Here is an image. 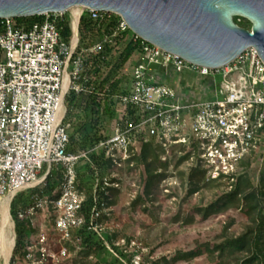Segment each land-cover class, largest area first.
Listing matches in <instances>:
<instances>
[{
    "label": "built area",
    "instance_id": "2783aa9c",
    "mask_svg": "<svg viewBox=\"0 0 264 264\" xmlns=\"http://www.w3.org/2000/svg\"><path fill=\"white\" fill-rule=\"evenodd\" d=\"M65 14L44 15L45 20L30 29L18 27L12 18L0 20V204L42 185L44 168H48L46 175L53 165L64 171L56 199L36 195L33 205L19 211L20 219H33L39 210L42 216L53 217L58 249L50 248L42 226L34 247H38V258L33 252L27 255L32 264H59L69 259L72 252L65 243L75 229L86 227L96 240L105 243L104 230L117 229L113 221L98 223L103 214L110 213L98 192L106 193L108 187L121 189L119 182H112L117 173L103 179L96 174L93 206L88 215L82 212L86 197L77 188L76 167L81 161L90 162L92 153L105 152L113 166L122 169L135 158L139 136L145 142L155 139L165 152L164 159L173 154L175 146L183 147L191 152L187 167L199 164L207 182H232L245 157L264 152V62L254 48H248L230 64L211 69L133 34L134 41H141V49L139 60L130 70L129 91L120 97L122 116L113 132L94 149L69 153L72 124L65 121L66 97L71 90L81 91L78 81L84 62L81 56H75L80 42L74 33L75 16L70 43L62 41L63 28L55 20ZM84 14L94 21L119 17L81 8L79 24ZM119 30H129L122 18ZM101 47L102 43L97 44L95 51ZM171 71L214 79L219 75V82L207 85L215 97L206 101L185 97L181 88L168 83ZM183 153L179 151L178 155ZM106 244L109 251L114 250ZM114 245L124 248L127 241L120 239ZM135 246L131 240L128 247Z\"/></svg>",
    "mask_w": 264,
    "mask_h": 264
},
{
    "label": "trees",
    "instance_id": "16d2710c",
    "mask_svg": "<svg viewBox=\"0 0 264 264\" xmlns=\"http://www.w3.org/2000/svg\"><path fill=\"white\" fill-rule=\"evenodd\" d=\"M66 14L72 19L69 13ZM44 20L45 16L17 18L15 23L18 27L30 29L34 24ZM234 21L240 27L251 30L252 25L247 19L235 17ZM119 22L120 18L117 16L98 21L92 20L88 14L81 17L80 42L75 56H81L84 62V71L78 81L82 89L79 92L71 90L66 97L65 121L72 124L69 153L80 154L84 150L94 149L102 138L110 134L109 123L115 124L122 116L120 97L129 91L130 70L139 60L141 41H134L130 30L120 31ZM0 32H2L1 21ZM72 36L71 24L63 28L62 38L66 43H70ZM99 43H102V47L99 51H95ZM106 120L109 122L106 123ZM136 142L135 158L132 162L128 161L122 169L114 167L105 152L92 153L90 162L81 161L77 165V188L86 197L82 208L85 215L90 213L93 206V189L97 173L100 179L117 173L118 177L112 182L123 185L125 175H132L137 171L140 172L141 187L130 200L129 207L134 211L143 208L144 212L153 215L152 209L155 208L154 202L157 200L155 190L171 176L169 174L171 167L179 168L185 165L191 155V152H185L183 147L175 146L172 156L164 159L165 152L157 140L151 139L145 142L139 136ZM179 151L184 152L182 156L178 155ZM47 171L48 168H44L40 178L46 175ZM182 173L186 177L187 186V196L184 201L202 190L217 186L224 187L223 193L207 206L192 208L191 215L187 219L188 224L194 222L196 217L206 222L231 210H239L246 216L248 225L241 234L234 236L228 234L231 227V224H228L220 237V242L199 244L190 250L179 249L174 255L156 259L151 264H191L204 255H208L216 264H264V152H253L245 157L232 182L229 179L207 182L205 171L199 164L193 167L186 166ZM63 178V169L53 165L42 188L38 186L30 189L25 199H21L22 193L13 199L11 207L17 240L10 264H32V261L27 259V255L31 252L38 258V247L35 250L34 247L42 226L46 228L49 236L50 248L58 249L52 216L47 217L45 213L46 216L41 218L40 214L43 213L41 210L33 219H20L18 214L19 211L26 210L34 204L36 195L40 198L56 199ZM121 191L108 187L106 193L98 192V198L105 200L110 209L109 216L103 214L98 220L99 224L113 221V207ZM176 218L179 220L180 215ZM103 233L106 243L122 256L127 257L123 250H128L131 239L124 232L114 228L107 227ZM121 238L127 241V246L122 249L114 245ZM106 243L96 240L86 227L75 229L72 231L71 240L65 243L72 255L59 264H110L101 259L108 251ZM242 254H245V257ZM128 262L134 264L132 259H128Z\"/></svg>",
    "mask_w": 264,
    "mask_h": 264
},
{
    "label": "water",
    "instance_id": "95a60500",
    "mask_svg": "<svg viewBox=\"0 0 264 264\" xmlns=\"http://www.w3.org/2000/svg\"><path fill=\"white\" fill-rule=\"evenodd\" d=\"M74 8L114 13L143 41L195 65L217 69L251 47L264 62V0H0V20ZM235 17L247 19L251 30L237 25ZM74 33L79 40V21Z\"/></svg>",
    "mask_w": 264,
    "mask_h": 264
},
{
    "label": "rangeland",
    "instance_id": "374dc122",
    "mask_svg": "<svg viewBox=\"0 0 264 264\" xmlns=\"http://www.w3.org/2000/svg\"><path fill=\"white\" fill-rule=\"evenodd\" d=\"M69 14L72 19L66 14L65 18H57L55 23L61 28L69 27L72 20L74 22L75 16L73 11ZM62 41L66 42L63 38ZM214 80L219 82L221 77L218 75L215 79L212 76L203 78L194 76L188 71L182 73L171 71L168 83L181 88L185 97L193 96L197 100L206 101L212 97L210 93L204 94V92L209 90L208 86L214 85ZM105 122L109 121L106 120ZM108 130L110 133L113 132L114 123H109ZM186 166L185 164L179 168L171 167L169 170L171 176L155 190L157 200L154 202L155 208L152 209L153 215L150 212H144L143 208L134 211L129 207L130 200L134 198L141 187L140 172L125 175L124 184L121 185V194L118 195L116 205L113 207L114 217L112 219L117 229L124 232L131 240H134L136 246L133 248L128 247L126 251L123 250L127 257L122 256L115 250H108L102 255V261L110 264H130L128 259H132L134 264H151L156 259L174 255L179 249L190 250L199 244L220 242V237L228 224H231L228 230L229 235L238 236L245 230L248 221L246 216L239 210H231L206 222H202L199 217H196L194 222L187 223L192 208L207 206L223 193L224 187L217 186L216 188L202 190L189 196L184 201L183 199L187 196V186L186 177L182 172H184ZM45 176H42L40 180ZM42 187L43 184L40 185V188ZM28 192L29 190L22 192L21 199H25ZM3 203L4 201L1 204ZM10 214L15 233V222L12 217L11 206ZM178 215H180L179 220L176 218ZM40 217L42 218L41 214ZM1 221L2 217L0 215V225ZM15 237L17 240V236ZM152 251L156 252L152 254ZM242 256L245 257V254H242ZM0 264H5L4 260H0ZM191 264H216V262L208 255H204Z\"/></svg>",
    "mask_w": 264,
    "mask_h": 264
},
{
    "label": "bare ground",
    "instance_id": "6f19581e",
    "mask_svg": "<svg viewBox=\"0 0 264 264\" xmlns=\"http://www.w3.org/2000/svg\"><path fill=\"white\" fill-rule=\"evenodd\" d=\"M73 12L76 17L75 25H77L81 8H74ZM0 215L2 217L0 225V260H4L5 264H8L15 245V233L10 214V199H6L3 204H0Z\"/></svg>",
    "mask_w": 264,
    "mask_h": 264
},
{
    "label": "crops",
    "instance_id": "0c3cea01",
    "mask_svg": "<svg viewBox=\"0 0 264 264\" xmlns=\"http://www.w3.org/2000/svg\"><path fill=\"white\" fill-rule=\"evenodd\" d=\"M207 93H210V95H211V99H213L215 96H214V94H213V92H212V90H211V88H209V90H207V91H205L204 92V94H207ZM190 99H197L196 97H193V96H188Z\"/></svg>",
    "mask_w": 264,
    "mask_h": 264
}]
</instances>
